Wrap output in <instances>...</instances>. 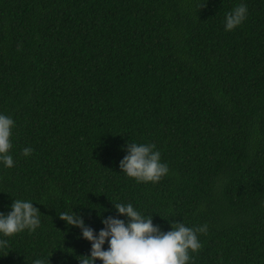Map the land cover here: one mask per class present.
<instances>
[{"label":"trees","instance_id":"trees-1","mask_svg":"<svg viewBox=\"0 0 264 264\" xmlns=\"http://www.w3.org/2000/svg\"><path fill=\"white\" fill-rule=\"evenodd\" d=\"M0 112L15 122L0 211L41 213L0 264H79L90 242L58 214L95 233L117 202L162 231L206 224L192 264H264V0H0ZM131 141L160 151L159 182L120 171Z\"/></svg>","mask_w":264,"mask_h":264},{"label":"clouds","instance_id":"clouds-1","mask_svg":"<svg viewBox=\"0 0 264 264\" xmlns=\"http://www.w3.org/2000/svg\"><path fill=\"white\" fill-rule=\"evenodd\" d=\"M247 11L246 4L241 2L225 12L223 30L230 32L240 26L246 19ZM14 125L11 116L0 112V165L4 168L14 166L10 151ZM32 152V147L27 146L21 149L20 154L28 157ZM125 152L118 167L137 183L154 184L168 174V165L161 161V153L153 143L131 141L126 143ZM32 201L12 198L9 210L0 211V249L9 246L6 238L25 230L31 233L40 227L41 213ZM113 207L116 216L103 217L100 221L103 227L95 233L72 208L58 214L67 225L80 230V237L90 242L88 254L79 256V264H95L97 259L100 264H192L189 253L198 252L202 246L198 235L207 233L206 224L189 227L173 221L169 222L168 231H162L152 223L151 215L137 210L132 203L117 202ZM105 243L107 247L103 248ZM32 264H46V261L36 258Z\"/></svg>","mask_w":264,"mask_h":264}]
</instances>
